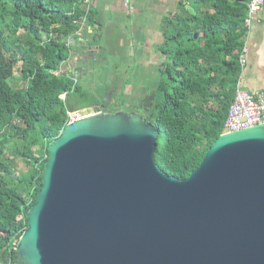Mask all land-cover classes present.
Wrapping results in <instances>:
<instances>
[{
    "label": "water",
    "instance_id": "95a60500",
    "mask_svg": "<svg viewBox=\"0 0 264 264\" xmlns=\"http://www.w3.org/2000/svg\"><path fill=\"white\" fill-rule=\"evenodd\" d=\"M158 134L136 112L67 124L18 264H264V124L220 135L183 180L156 164Z\"/></svg>",
    "mask_w": 264,
    "mask_h": 264
},
{
    "label": "trees",
    "instance_id": "16d2710c",
    "mask_svg": "<svg viewBox=\"0 0 264 264\" xmlns=\"http://www.w3.org/2000/svg\"><path fill=\"white\" fill-rule=\"evenodd\" d=\"M249 2L181 0L163 21L158 77L126 109L123 94L116 102L107 97L122 87L120 77L92 89L60 72L71 57L84 0H0V104L7 108L0 110V264L19 262L15 249L42 188L48 145L70 113L144 115L159 131L155 162L161 170L183 180L197 169L225 132L242 72ZM17 68L25 70L21 87L11 84ZM17 158L26 172L18 171Z\"/></svg>",
    "mask_w": 264,
    "mask_h": 264
},
{
    "label": "crops",
    "instance_id": "0c3cea01",
    "mask_svg": "<svg viewBox=\"0 0 264 264\" xmlns=\"http://www.w3.org/2000/svg\"><path fill=\"white\" fill-rule=\"evenodd\" d=\"M91 1L95 8L93 22L86 23L81 38L77 37L70 41L73 46L72 54L62 67L66 71L61 73L82 82L92 74L91 65L108 66L109 62L105 57L96 61L97 57L106 53V49L94 44L100 41L104 34L109 39H103L108 43L110 39L117 40L116 48L128 49L130 61L137 68L144 67L146 70L155 71L153 67H157V72L162 61L160 46L164 43L163 21L177 12L181 0ZM247 27V35L242 39L244 53L242 51L241 54L246 63L242 67L239 82L242 89L255 94L264 92V8L255 15ZM88 47L91 48L90 56L86 52ZM107 47H111L112 51L111 43L107 44ZM157 58L159 63L156 62ZM84 60L87 62H83ZM96 70L110 71L108 68L103 71L100 67Z\"/></svg>",
    "mask_w": 264,
    "mask_h": 264
},
{
    "label": "rangeland",
    "instance_id": "374dc122",
    "mask_svg": "<svg viewBox=\"0 0 264 264\" xmlns=\"http://www.w3.org/2000/svg\"><path fill=\"white\" fill-rule=\"evenodd\" d=\"M103 38L109 39L106 34L103 35ZM101 39L100 41H96L94 44L103 47L106 49V53L104 55H101L96 58L97 60H100V58H107L109 65L108 66H99L101 69L108 68L110 70L108 76H104L103 74L105 72H101L98 69V65L92 66L91 65V70L92 74L87 76L86 79H84L81 83L84 86H87L88 88H96L97 86H101L104 84L112 85V79L114 76L120 77L118 80V86H122L114 89L112 88L107 95L110 96V102L112 101H117L120 97L121 94L124 95V100L127 103L126 109H129V103L130 101H134L135 99L139 100L138 98L142 95L141 92L144 89L149 88V86L153 85V82H155L156 78L158 77V74L156 72L157 67H153L155 71H149L146 70L144 67H136L133 65V63L130 61L129 55H128V49L125 47H122V49L116 48L115 44H117L116 39H110V42L106 41L105 39ZM112 44V51L111 47H107V44ZM120 61V62H119ZM115 62L117 65H114ZM157 63H159V58H157ZM108 64V63H107ZM66 70L62 69L61 72H65ZM23 74H25V70L23 69L21 71ZM19 68H17L16 74L14 78L11 81V84L14 87H21L23 84V81L21 79V75ZM23 76V75H22ZM106 77V78H105ZM124 86V87H123ZM121 88V89H120ZM119 94V95H118ZM118 95V97H117ZM64 98V96L62 97ZM7 108L3 105L0 104V110L5 111ZM74 113H80V114H93L95 113L93 109H85V110H80ZM73 113H70L72 115ZM11 158H15L16 156L14 154L10 155ZM17 164H18V171H27L28 168L25 165V162L22 161L21 159L17 158Z\"/></svg>",
    "mask_w": 264,
    "mask_h": 264
},
{
    "label": "built area",
    "instance_id": "2783aa9c",
    "mask_svg": "<svg viewBox=\"0 0 264 264\" xmlns=\"http://www.w3.org/2000/svg\"><path fill=\"white\" fill-rule=\"evenodd\" d=\"M83 5L85 7L84 15L79 20L74 22V24L78 27L75 35L79 38H81L83 35V29L88 22L89 15L95 9L91 0H84ZM263 8L264 0H250V2L248 3V15L246 19L247 26L251 23L255 15ZM245 63L246 61L242 55L240 58V64L243 67ZM62 69L63 68H61V70ZM89 114L90 113H73L72 115L69 114L68 124ZM261 124H264V92L251 94L242 89L241 83L238 82L235 99L230 106L228 116L225 121L224 133L244 130Z\"/></svg>",
    "mask_w": 264,
    "mask_h": 264
},
{
    "label": "flooded vegetation",
    "instance_id": "af4514ba",
    "mask_svg": "<svg viewBox=\"0 0 264 264\" xmlns=\"http://www.w3.org/2000/svg\"><path fill=\"white\" fill-rule=\"evenodd\" d=\"M90 49V50H89ZM86 52L89 54V56L90 55H92L91 54V48H89L88 47V50H86ZM85 55V54H84ZM86 56V55H85ZM85 56H83V57H85ZM83 62H87V60H84ZM107 97H109V95H107ZM148 105V100L147 101H145V103H143V107H142V109L144 110L145 109V107Z\"/></svg>",
    "mask_w": 264,
    "mask_h": 264
}]
</instances>
